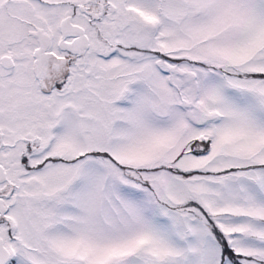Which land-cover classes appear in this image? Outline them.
Masks as SVG:
<instances>
[{
	"label": "snow or ice",
	"instance_id": "snow-or-ice-1",
	"mask_svg": "<svg viewBox=\"0 0 264 264\" xmlns=\"http://www.w3.org/2000/svg\"><path fill=\"white\" fill-rule=\"evenodd\" d=\"M0 264H264V0H0Z\"/></svg>",
	"mask_w": 264,
	"mask_h": 264
}]
</instances>
